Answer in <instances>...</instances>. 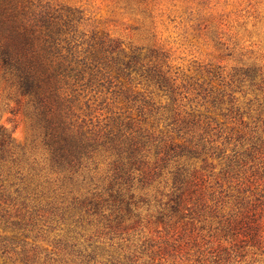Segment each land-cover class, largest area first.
Listing matches in <instances>:
<instances>
[{
  "label": "trees",
  "instance_id": "trees-1",
  "mask_svg": "<svg viewBox=\"0 0 264 264\" xmlns=\"http://www.w3.org/2000/svg\"><path fill=\"white\" fill-rule=\"evenodd\" d=\"M82 19L83 10L49 0H0L2 77L26 98L50 166L69 187L57 192L24 166L12 134L0 125V264H140L139 249L153 240L132 247L130 231L145 216L164 225L184 219L196 184L189 159L225 155L211 138L210 111L182 109L181 100L191 89V101L227 103L225 115L240 111L234 90L213 84L221 72L207 69L201 82L178 81L156 50L128 51L108 33L87 35L79 29ZM241 74H233L240 84ZM105 91L122 95L125 109L94 122L91 98L81 97ZM240 154L226 155V171L240 163ZM100 158L108 167L97 182L91 171ZM165 171L170 176L157 187L156 209L143 216L141 208L152 202L139 190ZM249 229L247 237L258 244L262 226ZM116 238L121 242H112Z\"/></svg>",
  "mask_w": 264,
  "mask_h": 264
},
{
  "label": "rangeland",
  "instance_id": "rangeland-1",
  "mask_svg": "<svg viewBox=\"0 0 264 264\" xmlns=\"http://www.w3.org/2000/svg\"><path fill=\"white\" fill-rule=\"evenodd\" d=\"M49 1L83 10L79 29L87 35L93 31L108 33L128 51L135 47L143 48V53L156 50L178 81L192 77L201 82L209 77L207 69H211L221 72L219 78H214V85L234 90L238 114L225 115L227 103L217 108L210 102L202 105L201 99L189 100L194 96L191 89L181 100L182 109L210 111L209 119L215 128L211 138L215 145L225 148V155H208L206 162L203 157L189 159L196 184L184 219H173L171 224L164 225L145 216L156 209L157 187L164 188L170 176L167 171L139 190L149 195L152 205L149 210L146 206L141 208L145 218L130 231V245L145 239L153 240V245L144 252L139 249L137 262L264 264V0ZM83 46L81 49L87 44ZM237 70L244 78L241 84L237 75L233 77ZM252 70L257 71L254 78L243 74ZM134 85L137 90H145L142 84ZM92 95L89 93L81 100L91 98L90 116L94 122H103L106 116L125 109L122 95L112 91ZM161 100L167 101L165 97ZM26 101L12 81L2 77L0 69V125L12 134L24 166H30L57 192H68L61 174L50 166L40 131L27 114ZM162 127L160 123L156 131ZM240 134L244 138L238 139ZM235 151L241 153V161L232 171H226V155ZM102 158L91 171L97 182L107 174L108 165ZM257 224L262 226V238L254 244L246 233ZM119 241L116 238L112 242Z\"/></svg>",
  "mask_w": 264,
  "mask_h": 264
}]
</instances>
